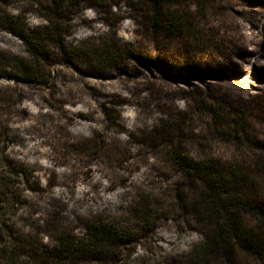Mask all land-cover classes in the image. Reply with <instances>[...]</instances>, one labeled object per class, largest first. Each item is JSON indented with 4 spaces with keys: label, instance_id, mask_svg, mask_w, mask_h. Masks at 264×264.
Here are the masks:
<instances>
[{
    "label": "rangeland",
    "instance_id": "obj_1",
    "mask_svg": "<svg viewBox=\"0 0 264 264\" xmlns=\"http://www.w3.org/2000/svg\"><path fill=\"white\" fill-rule=\"evenodd\" d=\"M46 3L0 0L17 17L12 30L0 28V171H18L1 217L9 239L23 241L21 254L27 241L52 247L62 232L78 236L100 221L134 234L116 264L187 262L203 235L192 212L169 199L180 171L155 134L176 124L187 156L239 160L264 198L252 152L236 150L216 121L217 111L239 109L264 138V0L178 1L170 12L190 30L181 33L156 22L143 0H89L65 13L62 45H45L24 79L5 67L31 57L15 29L44 32ZM231 264L260 263L238 256Z\"/></svg>",
    "mask_w": 264,
    "mask_h": 264
},
{
    "label": "trees",
    "instance_id": "obj_2",
    "mask_svg": "<svg viewBox=\"0 0 264 264\" xmlns=\"http://www.w3.org/2000/svg\"><path fill=\"white\" fill-rule=\"evenodd\" d=\"M87 1L89 0H49L47 5L44 4V16L48 22L44 32L32 30L20 23L22 26L15 29V34L23 41L31 57L9 58L5 67L13 68L24 79L31 80L30 75L36 69L33 62L43 56L45 45H62L66 33L62 24L66 20H72L65 13L72 12ZM143 1L156 17V22L166 20L169 29L178 33L190 31L187 24L183 26L177 16L170 12L172 4L181 0ZM87 16L90 19L95 17L93 13H88ZM16 19L17 17L0 8L2 30H12L17 26ZM119 25L127 29L131 27V23L124 20ZM95 27L103 30L101 26ZM188 38L192 39L194 45L200 43L194 32L188 34ZM81 112V109H75V115H80ZM216 121L220 133L236 150L245 147L252 152L253 164L264 173V138L254 133L250 121L242 111H217ZM162 126V132L156 131L155 134L152 131V134L163 136L171 162L180 171L178 180L172 185L169 199L173 200L175 209L185 208V211L188 209L192 212L203 235L202 242L190 253L192 255L188 261L180 264H231L238 256L250 257L264 264V198L257 194L253 174L239 160L224 164L214 156L205 155L196 159L187 156L180 140V126L171 123ZM6 169L3 170L6 176L0 171V261L4 260L6 264H28V261H20V257L24 255L33 264H81L90 259L98 264H116L121 259L124 248L133 242V233L121 230L112 223L95 221L85 224L83 232L78 236L62 232L56 237L52 247L27 241V250L20 254L24 248L21 246L23 241L20 238L9 239L12 232L5 224L6 221L1 220L8 205L14 204L10 200L15 192L12 178L18 172L9 164ZM141 201L144 203L145 199ZM166 203L162 202V205Z\"/></svg>",
    "mask_w": 264,
    "mask_h": 264
}]
</instances>
